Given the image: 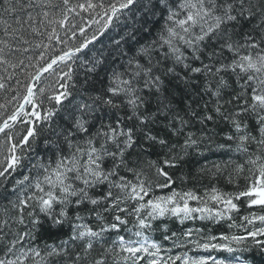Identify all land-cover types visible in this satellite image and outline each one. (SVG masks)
Returning a JSON list of instances; mask_svg holds the SVG:
<instances>
[{
  "label": "snow or ice",
  "instance_id": "6c2138e0",
  "mask_svg": "<svg viewBox=\"0 0 264 264\" xmlns=\"http://www.w3.org/2000/svg\"><path fill=\"white\" fill-rule=\"evenodd\" d=\"M254 254L264 0H0V264Z\"/></svg>",
  "mask_w": 264,
  "mask_h": 264
},
{
  "label": "trees",
  "instance_id": "16d2710c",
  "mask_svg": "<svg viewBox=\"0 0 264 264\" xmlns=\"http://www.w3.org/2000/svg\"><path fill=\"white\" fill-rule=\"evenodd\" d=\"M212 158L213 159H217L218 157L217 156H213ZM156 239H160V235L159 234H157ZM190 254H195V253H190ZM200 254L209 255V253H204V252H201ZM210 255L215 256V257H217L219 259H224V258L228 257L229 254L226 253V252L213 251V252L210 253ZM252 258L256 261V264H264V257H261L258 254H254Z\"/></svg>",
  "mask_w": 264,
  "mask_h": 264
}]
</instances>
